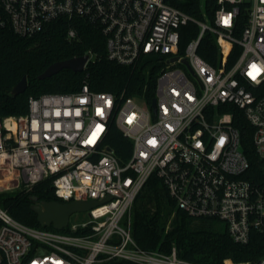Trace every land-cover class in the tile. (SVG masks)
<instances>
[{
    "label": "built area",
    "instance_id": "1",
    "mask_svg": "<svg viewBox=\"0 0 264 264\" xmlns=\"http://www.w3.org/2000/svg\"><path fill=\"white\" fill-rule=\"evenodd\" d=\"M215 1L214 16L199 19L166 0H0V28L34 35L57 18L83 17L100 26L110 60L135 68L153 57L158 65L155 108L154 98L95 91L84 81L77 91L30 96L25 114L0 116L2 190L52 178L62 202L109 197L57 230L22 223L0 206V264H200L175 246L148 250L134 238L132 206L153 174L181 209L225 222L235 242L264 234V183L244 177L250 163L234 124L241 113L252 124L264 159V0ZM240 14L247 21L238 36ZM190 22L199 32L179 53ZM207 32L218 42L215 65L199 53ZM76 34L70 27L68 36ZM112 126L132 142L125 162L108 143ZM228 261L264 264V256Z\"/></svg>",
    "mask_w": 264,
    "mask_h": 264
},
{
    "label": "trees",
    "instance_id": "2",
    "mask_svg": "<svg viewBox=\"0 0 264 264\" xmlns=\"http://www.w3.org/2000/svg\"><path fill=\"white\" fill-rule=\"evenodd\" d=\"M196 18L204 14L212 18L218 4L215 0H166ZM236 35L246 24V16L239 15ZM70 27L77 31L68 36ZM199 32L193 22L181 28L179 53L184 45ZM240 47L236 45L230 63ZM218 42L207 32L199 53L209 62L217 64ZM91 54L93 57L82 72L64 68L46 79L38 76L52 63L74 56ZM153 57H143L133 68L119 64L107 57L106 38L100 26L83 17H60L49 22L34 35H20L10 26L0 28V116L20 115L28 112L29 97L47 92L77 91L84 81L95 91H111L128 95H140L151 101L155 96V80L158 65ZM28 85L24 92L13 95L11 90L24 76ZM148 88L144 90V85ZM234 124L241 133V145L250 166L245 178L264 183V159L254 146V127L241 114H236ZM117 157L125 162L131 152L132 142L120 130L112 126L108 138ZM37 197V201L34 200ZM53 179L46 178L31 188L0 195V205L17 220L27 225L57 230L53 225L39 222L32 205L44 200H57ZM132 233L137 243L148 250L170 253L177 248L180 258L200 264H224L227 258L234 262H256L264 256V234L252 231L250 241L241 244L231 237L227 225L215 218L192 216L181 209L163 180L153 174L137 195L131 210ZM227 264H230L228 261Z\"/></svg>",
    "mask_w": 264,
    "mask_h": 264
},
{
    "label": "water",
    "instance_id": "3",
    "mask_svg": "<svg viewBox=\"0 0 264 264\" xmlns=\"http://www.w3.org/2000/svg\"><path fill=\"white\" fill-rule=\"evenodd\" d=\"M89 54L82 56H74L65 60L56 61L50 64L38 77L40 79H46L52 75L58 73L64 68H69L74 72H82L87 66L89 60ZM176 59V58H175ZM187 64V63H186ZM28 85L27 76L24 75L13 87L11 93L18 95L24 92ZM153 108L156 107V99L152 100ZM107 197L103 201L98 200H75L69 202H62L60 200H44L34 203L32 209L37 213L38 220L43 225H53L55 229H64L70 220L73 213L79 211H88L89 209L99 205L106 201ZM37 201V197H34Z\"/></svg>",
    "mask_w": 264,
    "mask_h": 264
},
{
    "label": "rangeland",
    "instance_id": "4",
    "mask_svg": "<svg viewBox=\"0 0 264 264\" xmlns=\"http://www.w3.org/2000/svg\"><path fill=\"white\" fill-rule=\"evenodd\" d=\"M18 189H14V190H12V191H17ZM12 191H10V190H7V191H4V190H2L1 189V185H0V195H2V194H5V193H8V192H12ZM1 207H3L2 205H0ZM88 217V213H87V211H79V212H75V213H73L72 215H71V218H70V220H71V222H73V221H75V220H78V219H85V218H87ZM221 223L222 224H224V222L223 221H221Z\"/></svg>",
    "mask_w": 264,
    "mask_h": 264
},
{
    "label": "snow or ice",
    "instance_id": "5",
    "mask_svg": "<svg viewBox=\"0 0 264 264\" xmlns=\"http://www.w3.org/2000/svg\"><path fill=\"white\" fill-rule=\"evenodd\" d=\"M225 22H227V21H225ZM253 69L258 73L259 72V69H256L255 68V65H253ZM251 74V73H250ZM253 78H255V76H253Z\"/></svg>",
    "mask_w": 264,
    "mask_h": 264
}]
</instances>
